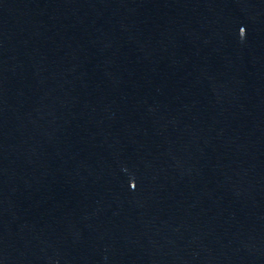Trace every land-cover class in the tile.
<instances>
[{
  "label": "water",
  "instance_id": "1",
  "mask_svg": "<svg viewBox=\"0 0 264 264\" xmlns=\"http://www.w3.org/2000/svg\"><path fill=\"white\" fill-rule=\"evenodd\" d=\"M0 264H264V0H0Z\"/></svg>",
  "mask_w": 264,
  "mask_h": 264
}]
</instances>
